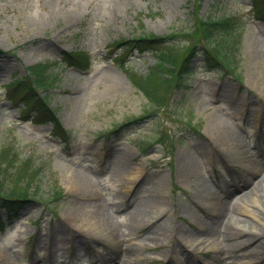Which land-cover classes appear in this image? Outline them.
Returning a JSON list of instances; mask_svg holds the SVG:
<instances>
[{
    "label": "rangeland",
    "instance_id": "obj_1",
    "mask_svg": "<svg viewBox=\"0 0 264 264\" xmlns=\"http://www.w3.org/2000/svg\"><path fill=\"white\" fill-rule=\"evenodd\" d=\"M222 14L240 21L235 74L199 54L184 87L152 104L131 73L158 58L121 41L188 45L200 17ZM39 64L67 141L9 91ZM4 145L38 187L19 215L0 209V264H264V21L251 0H0Z\"/></svg>",
    "mask_w": 264,
    "mask_h": 264
},
{
    "label": "trees",
    "instance_id": "obj_2",
    "mask_svg": "<svg viewBox=\"0 0 264 264\" xmlns=\"http://www.w3.org/2000/svg\"><path fill=\"white\" fill-rule=\"evenodd\" d=\"M253 12L258 19L264 20V0H251ZM240 21L235 14L221 15L217 18H199L197 29L187 34L188 45H169L170 36L157 34H143L133 37L121 43H128L132 49L150 50L155 52L158 63L147 75H139L132 72L131 76L137 85L149 97L154 104H162L166 99L169 88H182L187 83V75L192 70V59L197 54H202L206 63L223 71H234L237 68V50L240 34ZM65 59L70 64L87 66L89 58L86 54L70 52ZM30 75L27 81L14 79L9 91H13L16 101H23L25 110L30 112L33 120L40 123H51L54 134L67 140L68 131L62 128L55 109L49 106L47 95L40 96L39 89H47L54 84V79L44 74L45 64L28 66ZM56 80V79H55ZM19 95V96H18ZM29 118L28 113H25ZM142 117L131 119L123 125L139 122ZM121 125V127L123 126ZM118 129L113 130L116 132ZM6 146L0 149V207L7 210L10 217L18 215L19 212L37 197L38 185L31 182V174L20 173V162L10 160L6 155ZM13 147V146H12ZM21 167V166H20ZM28 169L27 166L22 167ZM33 169L31 166L30 170ZM36 169V168H34ZM21 174V175H20ZM18 180L14 182L13 179Z\"/></svg>",
    "mask_w": 264,
    "mask_h": 264
},
{
    "label": "bare ground",
    "instance_id": "obj_3",
    "mask_svg": "<svg viewBox=\"0 0 264 264\" xmlns=\"http://www.w3.org/2000/svg\"><path fill=\"white\" fill-rule=\"evenodd\" d=\"M234 158H235L239 163H241V164H243V165L246 164V161H245L243 155H238V156H235ZM254 164H255V163H253V164L251 165L252 168H254ZM138 176H139V171H137L136 173H134V174L131 176V181H132V180H136V178H137ZM133 184H134V181H132V185H133ZM212 208H213V209H210L212 212H214L216 215H219V214H220V208H215V205H212ZM230 211H234V212L236 213L237 208H236L235 206L230 207ZM244 211H248L249 213H251V212H252V209H250V208L248 207V205H245ZM216 217H220V216H216ZM214 218H215V217H213V219H214ZM90 222H92L93 225H96V223H95L96 221H95V220H90ZM227 224H228V222H227ZM206 226H207V227H206ZM206 226H205V229L209 230V229H210V224H207ZM99 228H100V229L97 230V233H98L99 235H101V236H105L106 238L111 239L110 234H109V232L107 231V229H105L104 227H99Z\"/></svg>",
    "mask_w": 264,
    "mask_h": 264
}]
</instances>
